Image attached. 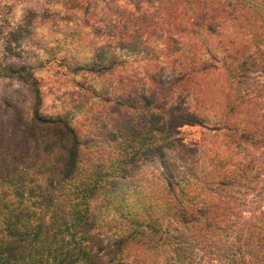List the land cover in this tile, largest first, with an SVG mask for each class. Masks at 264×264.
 Listing matches in <instances>:
<instances>
[{"label":"trees","instance_id":"1","mask_svg":"<svg viewBox=\"0 0 264 264\" xmlns=\"http://www.w3.org/2000/svg\"><path fill=\"white\" fill-rule=\"evenodd\" d=\"M100 2L90 27L103 40L69 71L105 81L83 79L67 106L44 113L36 82L19 74L31 104L20 125L0 128V264H181L194 250L201 255L188 264H207L219 235L264 259V211L239 223L240 199L264 168L245 147L264 132L240 126L235 100L209 115L224 107L226 74L244 78V37L251 32L252 45L263 36L255 22H264V0ZM34 15L7 31L4 48ZM191 127L212 136L186 141Z\"/></svg>","mask_w":264,"mask_h":264},{"label":"rangeland","instance_id":"2","mask_svg":"<svg viewBox=\"0 0 264 264\" xmlns=\"http://www.w3.org/2000/svg\"><path fill=\"white\" fill-rule=\"evenodd\" d=\"M85 2L90 5L87 18L82 11ZM69 7L72 8V13L69 14L73 16H65V8ZM100 8H102L100 0H0V128L20 125L28 113L31 96L19 74L29 73L36 82L40 92L38 107L44 113L67 106V99L73 92L75 84H81L83 79L94 80L95 83L107 79L108 75L100 78L89 75L85 77L81 72L69 71L76 64H84L90 52L103 40L102 34H94L93 28L90 27L95 22L94 19H99L96 13H99ZM27 11L35 14L32 17L34 22L30 26H22L19 32L15 33V46L4 48L3 40L7 37V31L22 25L24 13ZM260 20L255 22L256 26L262 27L260 33L263 36L260 40L250 45L253 40L251 32H247L244 37L249 43L247 51L239 60L243 62L241 73L244 78L239 84H235L226 74L227 84L222 94L225 100L224 107L222 103L218 104L220 107L213 105L209 115L224 114L226 104L235 100L238 102L240 126L244 123L247 127L264 132V69L255 67L264 64L263 58L255 54L257 48L264 52V22L261 23ZM249 55H252L251 59H248ZM135 67L138 66L132 62L125 71ZM216 85L218 84L214 82L208 84L212 95L216 93ZM80 111L81 108L73 112L75 118ZM219 132L223 134L221 129ZM182 136L186 141H208L212 133L199 127H191L183 128ZM263 142L264 135L253 148L248 145L245 147L246 153L255 159L254 163L258 162V155H263L264 158ZM236 153V160H241L242 156H245V152ZM253 172L254 169L250 170L249 174ZM259 174L261 182L240 199L244 200V203L239 206L241 210L239 223H250L253 220L249 218L264 211V168L260 169ZM255 225L260 226L261 222L258 223L256 220ZM256 232L259 230L256 229ZM219 236V241L211 248L216 254L213 256L218 260L215 261V258L211 257L212 260L207 264H231V254L234 257L241 255L248 264H264L263 257H260L254 247L243 246L238 251L233 241ZM200 255L201 252L194 250L192 259L187 260L190 255L185 253L181 264L191 263V260L193 263ZM159 262L166 264L168 261L161 256Z\"/></svg>","mask_w":264,"mask_h":264}]
</instances>
